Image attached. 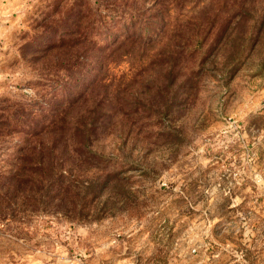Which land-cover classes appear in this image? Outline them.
<instances>
[{
	"label": "rangeland",
	"instance_id": "rangeland-1",
	"mask_svg": "<svg viewBox=\"0 0 264 264\" xmlns=\"http://www.w3.org/2000/svg\"><path fill=\"white\" fill-rule=\"evenodd\" d=\"M264 264V0H0V264Z\"/></svg>",
	"mask_w": 264,
	"mask_h": 264
},
{
	"label": "crops",
	"instance_id": "crops-1",
	"mask_svg": "<svg viewBox=\"0 0 264 264\" xmlns=\"http://www.w3.org/2000/svg\"><path fill=\"white\" fill-rule=\"evenodd\" d=\"M235 261H237L240 264V259L239 260L236 259Z\"/></svg>",
	"mask_w": 264,
	"mask_h": 264
}]
</instances>
